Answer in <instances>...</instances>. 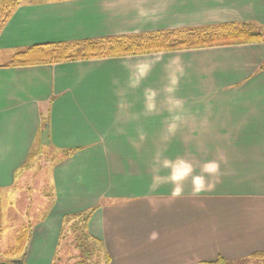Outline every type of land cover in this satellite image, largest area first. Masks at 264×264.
<instances>
[{
    "label": "crops",
    "instance_id": "0c3cea01",
    "mask_svg": "<svg viewBox=\"0 0 264 264\" xmlns=\"http://www.w3.org/2000/svg\"><path fill=\"white\" fill-rule=\"evenodd\" d=\"M225 22L264 27V0H22L0 30V64L37 44ZM263 61L264 41L0 67L3 225H17L2 198L13 206L28 151L47 146L44 120L48 145L80 147L53 165L54 203L38 221L12 212L32 225L23 261L52 264L62 215L92 207L108 264H241L264 251ZM138 148H198L225 174L207 192L169 191ZM181 199L209 202L192 215L160 203Z\"/></svg>",
    "mask_w": 264,
    "mask_h": 264
},
{
    "label": "trees",
    "instance_id": "16d2710c",
    "mask_svg": "<svg viewBox=\"0 0 264 264\" xmlns=\"http://www.w3.org/2000/svg\"><path fill=\"white\" fill-rule=\"evenodd\" d=\"M22 0H0V30L18 8ZM264 41V27L251 23L225 22L190 27L166 29L127 35H117L99 39H84L76 42H54L29 46L14 53L0 67L33 66L55 64L79 60H90L126 55L150 54L162 51L192 49L222 45L259 43ZM264 66V61L260 67ZM47 120H44V122ZM77 148L54 150V161L69 156ZM62 152V153H61ZM38 154V155H37ZM40 150L31 148L18 170L30 168ZM95 207L87 210L63 214L61 217L58 241L52 264H57L59 254L67 251L62 264H108L110 258L104 249L103 242L88 231V221ZM44 214V213H43ZM1 221V214H0ZM31 222L27 221L14 238V245L3 252L5 258H20L26 249L31 235ZM72 249V250H69ZM250 259H264V251L254 252ZM207 264H229L218 257Z\"/></svg>",
    "mask_w": 264,
    "mask_h": 264
},
{
    "label": "rangeland",
    "instance_id": "374dc122",
    "mask_svg": "<svg viewBox=\"0 0 264 264\" xmlns=\"http://www.w3.org/2000/svg\"><path fill=\"white\" fill-rule=\"evenodd\" d=\"M5 59H7L6 55H0V62ZM41 114L44 115L43 109L41 110ZM58 149L61 151L62 148H52L51 145L44 146L43 148H36L38 153L40 150V158H38L27 171L21 170V174L19 173V175L16 176V184L11 187L12 189L10 188L12 191H17V194L12 196V198L15 197L13 206L10 205L11 202L9 199L2 198V205H4L5 208L7 207L5 216L8 219V223L13 221L12 224L15 225L17 222V225L16 227H12L9 224L5 226L3 225L4 220L0 222V261L8 260V258H5L3 255V252L11 248L14 241L13 238L15 235H18L24 226V223H22L23 219L19 220V216L22 214L24 216V212L28 210L32 222L34 223L39 220L41 214L46 213L53 205L54 199L52 196V189L49 185V177L51 176L53 165L58 162L56 160L54 161L52 158V156H55V154H53L54 150L57 151ZM138 151L139 160L145 162L144 170H146L147 165H149L150 167L148 169L153 173L156 171L161 184H167L168 187L166 190L169 191H179L181 186L186 185L187 187V181H190L196 184L198 192H207L210 191L211 188L210 180H218L219 177L225 174L224 167H221L219 164L212 170H209L211 166H215V163H212L211 156H208V159H206L204 155L206 153L202 152L201 149L198 150V148H138ZM146 155H148V162L144 160ZM151 159L153 163H149ZM16 171L18 170L16 169L15 172ZM174 185L176 186L175 189ZM8 195L9 194H6L5 197ZM208 202L209 200L200 199L160 200L162 205L167 203L172 208L174 206L187 205V208H183L182 210L190 215L194 214L192 211L194 208L189 205L198 206L199 204H207ZM12 212L14 216L18 218L12 217ZM19 221H21V224H19ZM61 227L62 224L60 222V228ZM59 256L57 264H62L63 260L66 259L67 251L60 253ZM241 264H264V259L248 258L243 260Z\"/></svg>",
    "mask_w": 264,
    "mask_h": 264
},
{
    "label": "water",
    "instance_id": "95a60500",
    "mask_svg": "<svg viewBox=\"0 0 264 264\" xmlns=\"http://www.w3.org/2000/svg\"><path fill=\"white\" fill-rule=\"evenodd\" d=\"M40 142L43 145H48L50 142V136H49V123L48 122H44L41 126V130H40ZM0 264H26L23 261V258H11L8 260H1Z\"/></svg>",
    "mask_w": 264,
    "mask_h": 264
},
{
    "label": "clouds",
    "instance_id": "9594fccd",
    "mask_svg": "<svg viewBox=\"0 0 264 264\" xmlns=\"http://www.w3.org/2000/svg\"><path fill=\"white\" fill-rule=\"evenodd\" d=\"M214 167H215V166H211V167L209 168V170H212Z\"/></svg>",
    "mask_w": 264,
    "mask_h": 264
}]
</instances>
